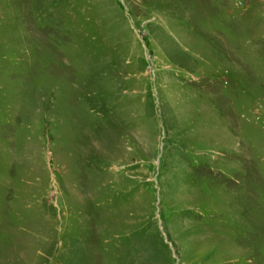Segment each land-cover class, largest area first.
Wrapping results in <instances>:
<instances>
[{
    "label": "rangeland",
    "instance_id": "obj_1",
    "mask_svg": "<svg viewBox=\"0 0 264 264\" xmlns=\"http://www.w3.org/2000/svg\"><path fill=\"white\" fill-rule=\"evenodd\" d=\"M0 264H264V0H0Z\"/></svg>",
    "mask_w": 264,
    "mask_h": 264
}]
</instances>
